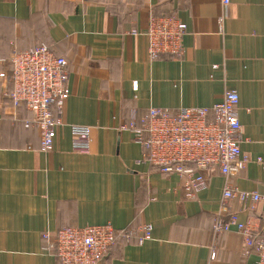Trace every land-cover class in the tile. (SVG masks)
I'll use <instances>...</instances> for the list:
<instances>
[{"label":"crops","instance_id":"1","mask_svg":"<svg viewBox=\"0 0 264 264\" xmlns=\"http://www.w3.org/2000/svg\"><path fill=\"white\" fill-rule=\"evenodd\" d=\"M227 1L0 0V74L15 52L44 43L66 59L70 90L62 111L53 109L61 122L54 148L43 152L36 126L25 127L32 112L13 104L0 77V264H58L43 251V232L104 224L154 230L142 245L119 241L101 264L255 263L241 233L212 230L231 213L256 232L264 227V201L255 212L237 198L223 208L228 183L264 191L256 162L264 160V0ZM151 17L187 26L182 57L151 58ZM227 90L239 94L241 151L250 162L234 177L207 170V189L188 199L180 177L148 164L121 126L141 127L151 108L210 107ZM74 125L92 130L88 154L73 150Z\"/></svg>","mask_w":264,"mask_h":264},{"label":"built area","instance_id":"2","mask_svg":"<svg viewBox=\"0 0 264 264\" xmlns=\"http://www.w3.org/2000/svg\"><path fill=\"white\" fill-rule=\"evenodd\" d=\"M225 3H228L225 0ZM187 26L172 18L149 19L144 32L149 40V54L156 59L169 54L182 57L183 36ZM135 34H137L135 32ZM6 64L0 58V65ZM8 70L0 77L12 88L7 93L15 106L23 103L32 112L33 120L25 121V127L33 123L40 136V149L53 150L57 128L61 124L54 117L53 109L62 111L70 97L67 61L56 56L47 44H40L27 51L15 52ZM136 89V85H135ZM240 98L235 90H227L223 99L210 107H190L172 113L169 109L151 108L143 125L123 124L121 130L131 132L144 147V160L163 174L180 177L185 197L196 199L207 189L205 172L218 168L225 177H234L243 171L250 159L242 155V125L238 115ZM73 150L88 154L91 147L92 130L87 126L71 127ZM257 163L264 166V160ZM237 198L242 208L255 212L264 201L263 192L241 191L226 184L223 191V208ZM235 229L245 240L247 251L256 250L254 264H264V227L254 231L243 225L236 213L226 219L216 218L212 223L215 234ZM153 225L116 230L110 224L66 227L54 234L42 233L46 241L43 251L53 253L58 264H101L110 250L122 240V245H142L152 240ZM216 258L213 251L211 259Z\"/></svg>","mask_w":264,"mask_h":264}]
</instances>
